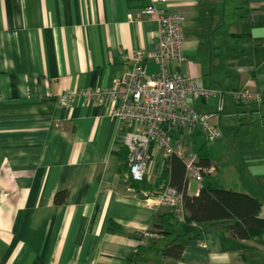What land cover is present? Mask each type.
I'll list each match as a JSON object with an SVG mask.
<instances>
[{"label": "crops", "instance_id": "0c3cea01", "mask_svg": "<svg viewBox=\"0 0 264 264\" xmlns=\"http://www.w3.org/2000/svg\"><path fill=\"white\" fill-rule=\"evenodd\" d=\"M151 4L183 17L184 59L169 68L216 92L192 106L231 133L207 139L196 125L176 143L196 152L206 143L214 171L201 183L219 186L212 177L226 169L217 180L259 198L264 216V0H0V264H264V235L234 236V219L179 220L160 232L154 224L170 209L126 181L125 127L112 106L80 96L58 103L111 85L133 68L136 50H155L158 16L137 15ZM144 61L153 73L152 58ZM240 90L261 100L237 101ZM229 108L239 115L234 126L222 119ZM208 140L237 156L213 159ZM165 160L158 153L148 167L155 194L171 186L158 182ZM186 177L196 195L199 183ZM58 192L66 194L57 202ZM173 241L184 245L180 258L165 254Z\"/></svg>", "mask_w": 264, "mask_h": 264}, {"label": "built area", "instance_id": "2783aa9c", "mask_svg": "<svg viewBox=\"0 0 264 264\" xmlns=\"http://www.w3.org/2000/svg\"><path fill=\"white\" fill-rule=\"evenodd\" d=\"M143 13L158 16L160 33L155 39V50L150 53L136 50L133 68L111 85L65 93L60 95L58 103H70L75 96H80L87 102L95 101L101 106L110 104L125 127L120 134L128 149L129 175L132 180L142 181L146 178L149 164L158 153H162L165 158L176 155L184 162L191 177L199 183L196 191V195H199L203 173L213 172L214 168L197 165V152L191 146H184L180 139L176 143L175 135L181 132L182 138L198 124L203 127L207 139L222 136V131L211 124L214 113L197 112L190 102V99L214 96L216 92L198 87L191 77L173 73L169 68V61L184 59L181 14L160 11L153 4L143 8L137 15L140 17ZM145 57L152 58L157 65L153 73H149L145 65ZM234 97L237 101L261 100L259 95L249 90L236 91ZM159 190L155 197L147 194L148 202L154 207L167 206L180 220H184L183 192L164 186V183Z\"/></svg>", "mask_w": 264, "mask_h": 264}, {"label": "trees", "instance_id": "16d2710c", "mask_svg": "<svg viewBox=\"0 0 264 264\" xmlns=\"http://www.w3.org/2000/svg\"><path fill=\"white\" fill-rule=\"evenodd\" d=\"M127 147H122L118 153L121 157L123 169L129 172L127 168L128 153ZM128 151V150H127ZM199 156L197 165L203 168H209L211 159L206 143L198 148ZM164 174L159 177L158 182H166L171 186L181 190L184 194V220L188 224H196L203 227L204 224H214L218 221L234 219L232 226L234 236L241 239L260 238L264 235V216H262V201L244 192L232 189L220 188L214 183L201 184L199 195H189L187 193V168L184 162L176 155L167 158ZM205 176L208 174L203 173ZM128 184L138 190L145 191L152 189L151 185L145 178L142 182L134 181L131 177L126 176ZM64 192H58L56 201L59 196L65 195ZM62 197V196H61ZM176 213L167 211L161 215L160 222L154 224L160 232H170L174 224L179 222ZM181 221V220H180ZM184 249L183 244L173 241L165 250L168 256L180 258Z\"/></svg>", "mask_w": 264, "mask_h": 264}, {"label": "rangeland", "instance_id": "374dc122", "mask_svg": "<svg viewBox=\"0 0 264 264\" xmlns=\"http://www.w3.org/2000/svg\"><path fill=\"white\" fill-rule=\"evenodd\" d=\"M190 102H194V101L192 99H190ZM197 105H199V103H197L195 105L196 107L194 106L195 109L198 108ZM224 118H227L228 120H230L231 125L234 126L236 124V120H238V118H239V115H238L237 111H233V108H229V109H225L223 111L222 119H224ZM217 119H218V117L213 118L211 120V124L212 123H216ZM197 126H200V125L197 124ZM222 133L224 135L223 138H225L226 134L231 135V133L228 132V131H227V133L225 131L224 132L222 131ZM203 139H204V136L200 137V141H202ZM208 145L210 146L211 151H212V148H213V151H212L213 159H217V160H221V161H224V160L229 161L231 158H235L237 156L235 153H233V151L231 150V148L229 146L228 147H221L220 144H219V140H208ZM224 173L226 175L227 170L225 169V170L221 171V169H220L219 172H216V174L213 175L212 180H215L216 182H218V184H219V186L221 188H226V189L228 188V189L238 190V187L233 185V182H231L229 180H228L227 183H224V182H222L220 180L219 181L217 180L216 176H219V174H224ZM142 181H139V182H142ZM145 191H146L145 193L149 194V195H157L158 194L157 191H156L157 194L153 193L155 191L152 190V189H148V190H145ZM159 192H160V190H159ZM147 196L148 195H146L145 198H147Z\"/></svg>", "mask_w": 264, "mask_h": 264}]
</instances>
